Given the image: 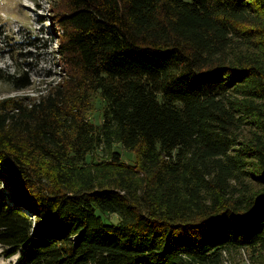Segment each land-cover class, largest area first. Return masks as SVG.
Segmentation results:
<instances>
[{
  "label": "trees",
  "instance_id": "trees-1",
  "mask_svg": "<svg viewBox=\"0 0 264 264\" xmlns=\"http://www.w3.org/2000/svg\"><path fill=\"white\" fill-rule=\"evenodd\" d=\"M55 11L61 79L0 99L5 257L223 264L225 251H263L264 0H55ZM0 80L33 84L28 69Z\"/></svg>",
  "mask_w": 264,
  "mask_h": 264
},
{
  "label": "rangeland",
  "instance_id": "rangeland-1",
  "mask_svg": "<svg viewBox=\"0 0 264 264\" xmlns=\"http://www.w3.org/2000/svg\"><path fill=\"white\" fill-rule=\"evenodd\" d=\"M55 0H0V69L14 73L29 70L33 84L22 90L0 80V99L9 96H33L38 90L46 89L56 83L64 74L55 59L61 30L57 26ZM61 65V64H60ZM104 102L98 100L96 109L89 119L100 124ZM114 150L121 154L124 162L134 164L136 156L119 144ZM93 158L100 159L103 151L98 149ZM0 189L6 193L10 188L2 184ZM106 222H116L115 214H103ZM0 244V264H19L20 256L16 254L5 257ZM223 264H264V250L236 249L223 253Z\"/></svg>",
  "mask_w": 264,
  "mask_h": 264
}]
</instances>
